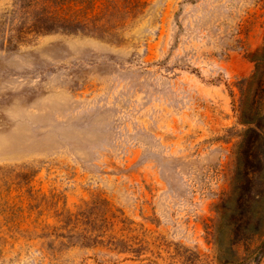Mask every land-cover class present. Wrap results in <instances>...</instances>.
<instances>
[{
	"label": "rangeland",
	"instance_id": "rangeland-1",
	"mask_svg": "<svg viewBox=\"0 0 264 264\" xmlns=\"http://www.w3.org/2000/svg\"><path fill=\"white\" fill-rule=\"evenodd\" d=\"M263 40L264 0H0V264H264Z\"/></svg>",
	"mask_w": 264,
	"mask_h": 264
},
{
	"label": "trees",
	"instance_id": "trees-1",
	"mask_svg": "<svg viewBox=\"0 0 264 264\" xmlns=\"http://www.w3.org/2000/svg\"><path fill=\"white\" fill-rule=\"evenodd\" d=\"M253 60L256 64L253 74L256 86L253 90L251 101L242 106L241 121L248 126L244 134L253 135L255 140H260L262 145H264V123L258 118L260 116L259 107L260 105L264 106V40L261 50L254 56ZM256 237L257 244L251 250V257L259 259L264 255V233H257ZM257 261L255 264H257Z\"/></svg>",
	"mask_w": 264,
	"mask_h": 264
}]
</instances>
